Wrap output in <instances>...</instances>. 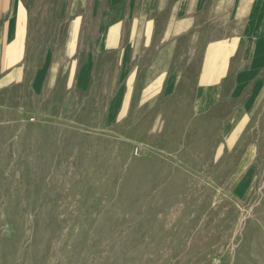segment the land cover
Instances as JSON below:
<instances>
[{
  "label": "rangeland",
  "instance_id": "obj_1",
  "mask_svg": "<svg viewBox=\"0 0 264 264\" xmlns=\"http://www.w3.org/2000/svg\"><path fill=\"white\" fill-rule=\"evenodd\" d=\"M25 2L45 91L0 90V264H264V59L235 61L229 100L198 112L203 44L182 43L169 86L119 107L114 69L72 54L68 4ZM254 15L264 40V0Z\"/></svg>",
  "mask_w": 264,
  "mask_h": 264
},
{
  "label": "crops",
  "instance_id": "obj_2",
  "mask_svg": "<svg viewBox=\"0 0 264 264\" xmlns=\"http://www.w3.org/2000/svg\"><path fill=\"white\" fill-rule=\"evenodd\" d=\"M60 3L68 4L62 11L74 13L70 45L72 54L86 52L83 74L87 75L91 69L96 75L97 69L112 67L115 73H110L117 79L110 83L117 84V90L123 93L118 97L122 101L119 107L128 106L131 93L138 92L141 98V93L157 95L169 86L182 43L203 44L194 104L198 112L229 100L227 85L237 83L241 75L234 68L235 61L264 59V40L259 37L261 21L254 15L256 0H60ZM25 6V0H0V90L26 81L30 91L39 97L45 91L46 60L44 55L40 64L28 70ZM84 27L95 33L86 48L75 45L78 29ZM112 56L114 64H105V58ZM244 106H236L228 120L227 141L240 132L238 127L246 115Z\"/></svg>",
  "mask_w": 264,
  "mask_h": 264
}]
</instances>
